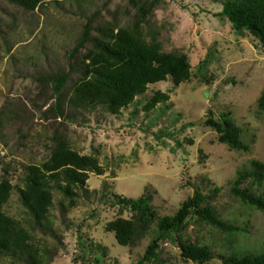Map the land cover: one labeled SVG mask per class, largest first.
<instances>
[{"label": "rangeland", "instance_id": "rangeland-1", "mask_svg": "<svg viewBox=\"0 0 264 264\" xmlns=\"http://www.w3.org/2000/svg\"><path fill=\"white\" fill-rule=\"evenodd\" d=\"M134 1L144 6L154 2L140 24L142 32L158 31L163 50L185 53L192 77L178 86L170 78L151 84L113 115L100 105L70 104L78 62L91 42H85L72 61L68 55L88 19L91 37H98L104 23L132 24L136 7L131 0H42L32 11L0 0V174L8 165L11 184L22 186L25 167L50 157L53 138L96 157L103 169L101 175L89 173L72 207L62 193L52 190V231L31 227L16 189L3 210L30 231L39 249L49 250L48 264H81L77 255L86 251L90 258L102 248L106 256L99 264H135L150 236L124 247L105 231V224L119 214L118 207L110 205L114 195L150 196L158 216H164L173 215L199 188L223 219L248 224L247 232L222 233L195 217L181 232L182 239L209 246L214 255L207 264H222L220 254L257 253L264 242V211L244 205L231 190L240 170L254 160L264 163V111L257 106L264 88V46L232 29L219 15L221 0ZM68 62L75 69L61 88L59 115L53 108L51 79L67 71ZM156 91L169 94V99L144 110ZM208 117L228 119L248 149L221 143L216 130L205 123ZM245 186L264 193V183L247 179L240 185ZM122 216L130 217L127 212ZM160 246L162 264H195L182 258L175 235ZM0 264L23 263L0 256Z\"/></svg>", "mask_w": 264, "mask_h": 264}, {"label": "trees", "instance_id": "trees-1", "mask_svg": "<svg viewBox=\"0 0 264 264\" xmlns=\"http://www.w3.org/2000/svg\"><path fill=\"white\" fill-rule=\"evenodd\" d=\"M7 1L28 11L34 10L42 2ZM53 1L58 3L60 0ZM131 3L136 7V16L130 25L104 23L97 29L98 37L90 36V19L84 25L81 37L69 53L68 60L74 59L85 42L90 41L92 47L81 55L78 62L79 76L72 86L70 104L80 108L100 105L109 113L118 115L136 97L143 95L151 84L170 78L173 85L178 86L191 79V67L185 53L163 50L157 39L158 31L144 33L141 30L140 24L146 21L154 2L151 1L149 6L139 5L134 0ZM220 4L222 9L219 15L227 18L236 33H247L264 46V0H221ZM68 66L67 71H62L51 79L55 94L53 108L59 115H63L58 101L61 88L75 69L72 63L68 62ZM168 99L169 94L156 91L143 108L150 111ZM257 106L264 111V88L257 100ZM205 123L216 130L221 143L236 149H248L239 139V129L233 127L228 119L219 122L208 117ZM53 140L56 145L48 159L25 167L22 186L11 184L8 165L3 167L0 174V256L23 264H48L51 255L49 250L39 249L33 242L30 231L4 212L3 206L8 202L12 191L16 189L18 192L21 204L32 220L31 227L52 231L49 225L50 208L53 206L52 190L62 193L68 206L72 207L78 197L76 190L85 184L89 173H103L96 157L80 154L69 148L64 140ZM247 179L261 186L264 183V163L254 160L250 167L240 170L231 190L244 205L264 211V193L257 194L249 186L240 187ZM113 198L110 205L117 206L119 214L105 224V231L112 232L117 243L124 247L135 246L141 239L150 236L144 254L135 264H162L159 257L160 244L173 235L182 249L181 256L184 260L207 264L214 255L210 247L183 240L180 235L187 223L195 217L214 226L219 232L233 236L239 232H247L248 228V224L238 226L223 219L206 201L207 196L199 188L180 204L173 215L158 216L150 204V196L142 195L132 199L114 195ZM123 212H127L130 217H123ZM88 250L89 253L90 248ZM105 253L102 248L101 253L97 252L88 258L86 251H83L77 255L76 260H81V264H99L106 256ZM219 258L222 264H264V242L261 251L257 253L220 254Z\"/></svg>", "mask_w": 264, "mask_h": 264}]
</instances>
